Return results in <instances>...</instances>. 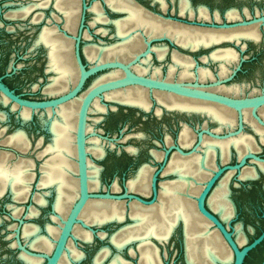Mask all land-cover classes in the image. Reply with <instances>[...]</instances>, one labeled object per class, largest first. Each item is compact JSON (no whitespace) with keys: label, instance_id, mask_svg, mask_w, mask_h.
<instances>
[{"label":"flooded vegetation","instance_id":"flooded-vegetation-1","mask_svg":"<svg viewBox=\"0 0 264 264\" xmlns=\"http://www.w3.org/2000/svg\"><path fill=\"white\" fill-rule=\"evenodd\" d=\"M42 1L43 0H29L28 4L21 5L20 7H17L16 9L11 10L4 15L2 14L0 9V15H2V19H0V41L4 42L7 39H12L13 34L11 33V31H13V29H15L16 26L21 28V25L19 24H17L16 26L8 25L7 22L8 19L23 20L26 19L30 14H33L34 11L36 10L38 11L34 13L31 23L34 24V23L44 22V26H43L44 29L45 28L54 29L55 34L62 35V32L56 31L57 25H59L62 28V12L57 8L56 0H50L48 6H44V7L36 6ZM100 1L101 0L96 2L98 3L101 11L103 12L104 15L103 17L107 21L102 23L109 24L112 27L109 28L110 29L109 32L107 29H104L105 31L99 30V32H95L91 27H93L94 25L100 22H95L93 24L94 21L89 23L87 18L85 19L84 28L82 29V40L80 43L81 46L80 54L82 61L85 65L86 64L91 65L96 63L97 61H104V59L90 60L86 53L87 47L92 46L96 49H100L104 47L109 48L115 44L125 41L124 37L121 36L117 37L116 32L118 34V29H117V25L115 26L116 24L115 21L125 18L128 12L125 11V14L115 13L111 11L108 7H106L107 5L104 4L106 7V11L104 13V11L101 8L102 5H100ZM129 1L135 6L141 8L147 14L153 15L159 20L172 22L191 28L195 27V28H201L203 30L205 29L212 31H233L254 25L256 26V32L253 33L252 36H242L240 37V39L223 38L219 42L217 41L206 45H200L198 48L195 49L191 47L183 46L182 44L178 43L175 39L171 38L169 35L162 34V35L149 36L142 29H140L138 32H132L131 36H134L136 34H139L141 36L142 49L140 50V52L135 54L130 60H122L131 63L136 59L135 62L133 63L134 68L131 65L132 69H135L137 65L149 67L151 71L157 67L160 70L161 73L160 75L166 77L171 67H174L176 69L175 77L168 80H176L191 84L198 83L200 85H203L204 87L198 86L197 88L208 91H214L234 98L257 96L264 92V82L261 83L259 79V76L261 74L260 75L258 74V76L255 78V80L252 83L233 81L236 79V76H238L240 73L249 72V71L253 73H264V58H263L264 0H235L237 5L232 7L230 6L229 8H225L223 6L231 0H205L204 1L206 2L205 4L203 3L197 4L196 2L198 0H183L187 3V9H185L184 12H182V0H129ZM79 2H80L79 14L81 17L84 0H79ZM242 2H247V3L245 6H241L240 4ZM95 3H90L89 7H92ZM214 3H217L218 6V8L215 10L212 8V5H214ZM25 6L33 7L25 17L23 16L13 17L10 15L12 12H15V10H19ZM200 8L204 9V11L207 13V16H202L200 14ZM51 9L52 11H50ZM88 11L92 12L95 15L94 16V20H95L96 13L90 8L88 9ZM229 13L235 14V17L229 18L228 17ZM110 14H119V16L111 17ZM120 17L123 18L118 19ZM79 22H80V18L78 16L76 29L74 31L70 29L69 30L75 33V31L79 28V24H80ZM42 28L38 32L37 38ZM111 30H112L111 37L116 38L115 42L107 43L102 39H98L97 43L85 44V40L87 39V37L91 36L93 38V35L95 36V34L100 33V31L102 34L107 32L111 33ZM220 36L225 37L224 34H221ZM37 38L35 39L32 49H30L31 52L32 51L34 52L38 48L35 46ZM148 42H150V46L148 45ZM39 48H42V50L44 51L43 53L45 59L44 73L48 75L52 74V76L51 77L49 76V78L47 79V83L44 87L46 91L47 86H49L53 82V78L56 75L53 76L52 72H48L49 65H48L46 49L44 48L43 45H40ZM159 48H161L164 53L161 57L159 56L157 50ZM148 49L150 52H147ZM104 51L105 50H102L101 54H103ZM225 51H230L232 53V55L229 56L228 59L214 58L213 54L224 53ZM250 51L252 54H248ZM198 53H202V54L197 55ZM175 54L177 55V58L180 60L186 57L190 58L192 64L187 67L177 64L174 58ZM16 57L19 56L17 55ZM166 58L170 59L169 63H167L166 65H157L154 63L155 60L163 61ZM145 59H147L146 62ZM105 60H112V59H105ZM19 67L20 66L18 65V63L15 60H12L8 70L3 73L1 72L0 77H2V81L16 94L22 96L25 99H30L25 97L21 93H18L14 88L11 87V85H9L6 82L7 77L14 75L19 69ZM183 68L189 69V72L193 74L191 78L180 79L178 77L179 73ZM203 69L211 73V75H209L208 78L206 79H202L200 75ZM222 70H224L226 74L220 76L219 73ZM109 72H111V70L107 69L92 76L96 78L94 79V83L95 80H97L100 76ZM92 77H90L86 82L85 85L86 87L91 83H93V81L90 82ZM216 82H220L219 85H214ZM232 86L234 87V91L225 92V91L217 90L220 87H232ZM142 89L146 90L149 94L150 107L148 109H145L139 105H131L127 103L125 104L122 102L111 100L107 98L106 95H104L102 99L95 101L94 106L92 105L93 106L92 110L95 108L96 102H98L100 106L104 107V111H98V112L100 114L106 113L107 123L111 127L115 126L117 128L116 129L117 131L115 133L111 132L110 134H108L106 133V131L103 132V130L102 131L98 129L94 130V128L90 124V120L88 122L92 128L88 130V132H90L91 134L88 140L89 144L87 142L88 150H89V146L92 144L91 140L93 139L102 148V150L98 151L97 154L89 150V157L90 155L96 157V161L94 160L93 162L92 161L93 159L91 160V158H89V161L92 162L93 166L98 168L99 188L102 185H104V187L100 189L101 191H98L97 193H104L110 191L112 193L118 194L119 189H121V192L119 193H124L125 186H128V188H130L129 187L130 181L136 180L137 178H139L138 176L141 172L146 171L147 173H143L146 175L145 176L142 175L140 179L148 181L149 183L148 193L144 194L136 190H133L131 188L129 189L130 193L138 194L146 200H151L155 197V202H156L155 204H158L161 201V195L164 185H168V184L176 185L179 183L181 184V182L182 183L186 182L187 186L185 188L180 189L178 194L181 197L185 196L186 198H188V200L190 198L189 201L195 203L193 204L196 213H198L201 216L199 209L197 207V197L201 194L205 186L211 180H214L212 188L206 195L205 207L209 211L216 214L217 216H220V213L216 212L210 206V200L213 194L215 193L216 189L221 184H225V190L227 192L226 201L228 202L233 212V208L228 201V197H229L234 207L233 215L234 213H239V215H242L243 213H247L249 215L253 214L257 216V218H259L260 221L262 222L261 227L259 226L257 227V229H259L258 230L259 233L256 237H258L264 231V168H263L264 167V104L260 105L255 109V114H256L255 116L252 107L243 108L242 112L240 113L234 107L212 100L183 96L168 91H161V90L150 91L149 89L148 90L145 88ZM156 93H167L176 96V98H179L181 100L184 99L187 101H196L199 104L204 105L205 107L211 105L214 110V113L218 114L221 118L222 117L225 118H222L224 120L216 119L215 118L216 116L213 114H209L206 108H204L202 111L193 110L191 108H178V107L168 108L165 104L161 103L158 100V98L156 97ZM53 95L55 94H51L50 97H52ZM3 96L4 95L0 93V98H1L0 100L3 103L11 104L12 108L14 110L16 109V111L19 112L18 117L20 120L27 121L29 119L32 120L34 119L33 115L35 111L30 110V115L28 116V118L25 119L22 115V111L25 108L19 107L16 103L10 101L9 99H6ZM30 100H34V99H30ZM75 100H79V97ZM187 103H188V107H190L191 102H187ZM92 112H90V116ZM6 115L7 114L5 112H1L0 119H4ZM45 115L46 118L45 117L43 118V125L46 132L50 135L49 142L45 143L44 141L45 137H43L42 139H40L37 145L39 146L41 142H43L42 147L46 148L52 142L53 136L47 131V127L45 125V121L49 119L50 115L48 114V112H46ZM127 118H130L134 122L140 120V124L143 126V129L139 133L131 136L136 140V145L121 144L122 143L121 139L123 138L125 133L124 132L125 127L123 125V121ZM99 119L100 117L96 118L95 121H98ZM19 130L24 133L25 140L29 144L26 150H22L21 148H18L12 144L5 143V141H7L14 133H16ZM184 131H188L191 135L190 139H186L187 142L183 138ZM210 132L213 135L210 134ZM200 133L202 134V137L200 136ZM242 137L245 139V142H250V147H248L247 145L245 147V150H243L242 153H240L237 146L231 143L227 146V153L224 158L222 155L221 147L217 143L226 142L233 139H240ZM206 140H209L212 143H214L212 145L211 154L209 156H206V152H205L206 145L204 144V142ZM34 143L35 142L33 137L27 132L26 129L19 128V129H15L12 132H8V127H2L0 125V155L3 152L11 153L12 156L9 159L10 164H13L18 160H21L22 158L31 160L33 161L34 164V166L29 171V174H31L33 177L32 180L30 181L29 191L27 192L28 195L26 199L21 201L15 199L13 191L11 192L10 190V186L9 189L5 190V192L2 195H0V213L3 212V215H0V219H1L0 224L2 223L3 220H9V219L14 220L13 224L7 225L6 229L2 231V233H6V230L12 231V233L9 234L7 237H5V239L10 238V236L12 237V242L10 244V247L15 248L17 250V254H18L17 259L23 262L24 264H29V263L26 262L21 257L22 254H25L31 258H36V257L30 256L24 253L21 249H19L17 244V234H19L21 243L25 245L27 249L33 252L35 251L44 252L40 249L30 246V242L33 239V236H29L28 238L24 236V228L26 226L36 227L38 229L37 234L39 236L44 235L51 238V240H54V238L48 232V226L50 227L52 226L49 223L51 222L52 203L54 201L55 192H53V195H51L50 190L53 189L52 187L41 186L39 188V186H37L39 184V181H41V179L39 180L40 177L39 169L38 172L34 171L38 167V165H36V162L33 158L23 156L24 154H27L33 150ZM185 143H187V145H185ZM74 145H75V139H74ZM180 149L183 152H181ZM48 156L49 154L46 153L44 155H41L40 157H43L44 159L43 162H45ZM193 156L203 158L204 160L202 162L199 161L200 163L196 162V164L193 161H192L193 163L191 161L189 162L187 161L188 164L186 166H184L185 163L184 164L181 163L183 166L181 165V167L180 166L176 167V165L180 162V160L188 159L190 157L192 158ZM207 160H209L211 163ZM103 169L105 171H110L111 173L112 179L108 185L104 184L100 178V174ZM129 172H132L131 175H129ZM153 183H155L156 185V193L152 190ZM234 184L236 185L237 188L233 190L230 187V185H234ZM52 186L56 187L55 185ZM114 186H117L118 189H115ZM34 188H37V190L38 189L39 190L47 189V190H44L43 193H38V192L36 193L34 191ZM99 188L92 190L94 192ZM194 189L195 190L197 189V191L195 192ZM40 195L44 196L45 204H40L37 201L36 197ZM51 196L53 197L52 201L50 200ZM4 197L10 198L11 202L3 204L1 201ZM12 198H14L15 200H13ZM258 199L259 201H257ZM28 200L29 201L32 200V203L27 204L24 207L17 204L19 202L28 201ZM111 202H117V201H111ZM44 205L51 206V211L48 216L49 218L48 222L45 225H41L31 221V218L37 216L38 214L41 215L43 214V211L42 209H40V207H43ZM14 207L21 208L22 209L21 213L15 214ZM144 207H150V206H144ZM32 211H35L36 214L30 215ZM7 213H9V215H7ZM54 217L55 216H53V218ZM127 219L129 220V222H131L129 218ZM202 219L204 218L202 217ZM20 220H23V223H21ZM229 220L226 222L229 223ZM125 222L124 224L129 223V222L126 223ZM97 224L95 225V227L97 228L107 225L104 224L101 226L99 225L97 226ZM239 224L242 225L241 223ZM122 225H123L122 223L121 225H117L118 227L113 231H107V230L105 231L109 233V237H110V235L116 232ZM131 225L132 224H128L124 226L121 232H119L118 234H114L112 236V241H113V237L118 238L119 235L125 230L129 229ZM97 228H96V233L94 235L93 233H91L92 235L91 241H94L95 237L100 238L102 234L101 233L102 230H98ZM238 228L240 229V227H237V229ZM251 228L255 230L253 226H251ZM18 229L19 232H17ZM178 229L181 230V234H182V250L185 261L184 229L186 228H185V223L182 219H179V221L176 223V225H174L172 231L166 238L150 236L148 238L143 239L151 247H154L158 251V256L161 261V264H177L178 262L177 259H178L179 251H176L173 257V255L171 254L172 251L169 252L168 250L170 248V244H172V239L175 238L177 234ZM235 229L236 227H233L232 225L230 226V230L235 231ZM237 229H236V233H237ZM209 230H211L210 224H209ZM240 234H241V230H240ZM109 237L106 238L107 244L105 245H109L110 249H108L107 247L102 248L103 246H105L102 245L93 256L92 264H94L93 260L99 254L101 248L102 250L96 258L97 264H110L113 261V259L116 257H118L120 260L123 261L122 264H137L139 254L136 257H132L130 253V247L132 245L135 246L136 248L137 244L135 242L130 241L131 243L129 242L124 246H122L123 249L117 250L115 248L116 244L112 245L111 243H109ZM237 237H238V233H237ZM241 237L245 238V241L248 240L246 243H250L256 238L255 237L253 240H249L246 236H243L242 234ZM77 238L81 239L80 237ZM186 239H187V235H186ZM82 240L90 241L84 239ZM134 240H139V244L142 242V239L140 238ZM262 245H264V240L252 251H254L259 246ZM76 248L83 256V251H81L77 246ZM174 248H176V241L174 242L173 247L171 249ZM125 249L128 252V257L123 255ZM252 251H250L249 254L246 256L243 264H245ZM82 256L79 259H74L73 256L70 257H72V259L74 260L80 261V259H82ZM140 256H141V250H140ZM38 259H42L44 261L43 258H38ZM132 259H136V261H133ZM263 259L264 257L257 264H260ZM104 260L105 262H103ZM43 261L41 264H44ZM68 261H70L69 257H68Z\"/></svg>","mask_w":264,"mask_h":264},{"label":"bare ground","instance_id":"bare-ground-1","mask_svg":"<svg viewBox=\"0 0 264 264\" xmlns=\"http://www.w3.org/2000/svg\"><path fill=\"white\" fill-rule=\"evenodd\" d=\"M49 1L50 0H43L36 6H48ZM97 2L92 7H90V9H92L96 13V17L93 24L95 22H107L106 19L103 17V12L101 11ZM106 2L116 10L128 12L127 16H124L125 18L115 21L118 29V35L124 37L125 41L115 44L109 48L104 47L96 49L92 46L87 47L86 53L90 60H130L135 54L140 52V50L142 49L141 36L139 34L131 36L132 32H138L140 29H142L149 36L162 34L169 35L171 38L175 39L178 43L182 44L183 46L191 47L193 49L198 48L200 45H206L217 41L219 42L223 38L240 39V37L242 36H252V34L256 32L255 25L233 31H212L205 29L203 30L201 28L195 27L191 28L184 25L159 20L155 16L147 14L138 6L132 4L129 0H106ZM79 4V0H56L57 8L65 15V27L72 31L76 29L78 16L80 18ZM32 8L33 7L25 6L19 10H15V12H12L10 15L13 17H25ZM101 8L104 11L102 6ZM185 9H187V3L182 0V12H184ZM200 14L202 16H207V13L204 11L203 8H200ZM228 17L233 18L235 17V14L229 13ZM102 31L105 30L102 29ZM221 34H224L225 37L220 36ZM66 38L67 37L63 35L55 34L54 29L45 28L41 32L40 37L38 39V42H44L46 45L49 46L50 66L51 69H53L57 73L56 76L53 78V82L46 88V92L50 94L61 93L67 90L70 85V82L73 83L77 77V70L75 68L76 66H74L75 63L73 57V47L71 44L72 39ZM102 50H105L103 54H101ZM157 50L159 56L161 57L164 54L162 49L159 48ZM231 55L232 53L230 51L213 54L214 58L222 59H228ZM174 58L177 64L183 65L184 67H187L192 64L190 58L188 57L180 60L175 54ZM135 60L130 63L132 67L134 65L133 63L135 62ZM146 61L147 59H145V62ZM134 70L139 74H149L152 77L161 76L160 70L157 67L151 71L149 67L137 65ZM175 71L176 69L174 67H171L166 78H174ZM123 74V71L120 69H115L113 71L111 70V72L106 73L100 76L97 80H95V83L93 81L92 85H95L100 81L122 77ZM225 74L226 73L224 70L219 73L220 76H223ZM192 75L193 74L189 72L188 68H183L179 73L178 77L180 79H189ZM200 75L202 79H206L209 75H211V73L203 69ZM214 85H219V83L216 82ZM142 88L144 87L130 86L124 89L110 91V93L107 92L108 94L106 93L105 95L111 100H115L125 104L127 103L131 105H139L145 109H148L150 107L149 94L146 90ZM217 90L230 92L234 91V87H220ZM82 95L84 94H81V97L78 96L79 100H75L78 98L77 97L74 99L75 101L72 100L73 102L70 101L69 103L62 105L61 107L56 108L55 114L53 113V111L48 110V114H52L54 116L50 124V129L53 133V140L39 154L40 156L46 153L49 154L46 161L42 163V178H40L41 181H39V186L47 187L55 185L57 189L58 194L56 198L57 200L55 203V208L56 210H58L59 215H54V220L57 221V224L55 225L57 226H48V232L51 234L54 240H51V238L44 235L39 236L37 234L38 229L36 227L26 226L24 228V236L26 238H28L29 236H33V239L30 242V246L40 249L46 253H50L52 251L55 239L57 238L60 232L62 222L65 219V216L67 215L73 201L78 196V163L77 149L76 143L74 145V139H76L78 111L79 106L81 104V100L83 98ZM156 97L161 103L165 104L168 108H191L193 110L200 111L206 108L209 114H213L216 116V119L225 118H221L218 114L214 113V110L211 105L205 107L204 105L199 104L196 101H187L184 99L181 100L179 98H176V96L167 93H156ZM97 100L99 99H96L95 101ZM187 102H191L190 107H188ZM24 108L25 109H23L22 115L26 119L30 115L31 109L26 107ZM92 108L90 109V112L104 111V107L100 106L98 102L95 103V108L93 110ZM90 129H92L91 125H89L88 123L87 132ZM90 136L91 134L90 132H88V144ZM183 138L185 139V141L186 139H190V133L188 131H184ZM91 142L92 144L89 146V150L91 152L97 154L98 151L102 150L101 146L94 139L91 140ZM5 143L12 144L18 148H21L22 150H26L29 145L25 140L24 133L20 130L14 133L7 141H5ZM231 143L237 146L240 153L245 150V147L247 145L248 147H250V142H245V139L243 137L240 139H233L226 142L217 143L221 147L222 155L224 158L227 153V146ZM204 144L206 145V156H209L211 154L212 145L214 143L209 140H206ZM185 145H187V143H185ZM11 156L12 154L7 152H3L0 155V195H2L5 192L6 188L10 186L14 193V198L21 201L27 198V192L29 191L30 181L33 177L31 174H29V171L34 166V164L33 161L24 158L14 162L13 164H10L9 159ZM89 158V187L90 190H92L99 188V172L98 168L93 166L92 162L89 161ZM190 158L180 160L176 167H181V165L184 163V166H186L188 164L187 161H193L196 164V162L200 163L204 160L203 158L196 156H193L191 159ZM143 173L147 172H141L138 176L139 178L130 181L129 187L138 192L147 194L149 191V183L147 180L140 179L142 175H146ZM186 186V182H181V184L179 183L176 185H164L161 195V201L158 204H155V202L151 205H144L138 201H132L130 203V216L134 219V221L130 223L132 224L130 228L122 232L118 238L113 237V241L115 242V244L119 248H121L130 241L140 238L142 239V242L139 244V248L141 250L140 264H161V261L158 256V251L154 247H151L143 239L148 238L150 236L166 238L172 231L174 225H176V223L179 221V219H182L185 223L186 228L185 232L187 235L186 242L188 261L191 264H216L217 261H221L223 264H230L233 259V253L224 241V239L220 236L219 232L211 227L210 229L213 231L209 230L210 222L201 213V216L208 223L204 219H202V217L198 213H196L194 208L195 203L189 201L190 198L188 200V198H186L185 196H183L184 198L179 196L178 193L180 189L185 188ZM114 188L118 189L117 186H114ZM194 191L196 192L197 189H194ZM226 196L227 192L225 190V184H221L216 189L215 193L213 194L210 200V206L216 212L220 213V216L224 221H228L232 217L234 212V207L228 197V201L233 208L232 212L231 207L226 201ZM36 199L40 204H45V198L43 195L37 196ZM21 211V208L14 207L15 214H20ZM35 214L36 212L32 211L30 215ZM123 215H125V201L116 199L105 200L93 198L86 203L84 209L81 212L80 219L86 225L97 223L101 224L109 220H121L124 218ZM78 225H81L82 227ZM238 227H240V229H237V239L239 238L238 242L240 241V244H244L245 238L241 237V234L243 236H245V234L241 230V225ZM91 233L92 231L90 229L85 228L82 224L78 223L73 229V235L67 244V250L64 252L58 264H71L72 257L70 256H73L74 259L81 258L82 254L74 245L73 239H78L77 237H80L84 240H91ZM28 255L36 257L31 258L25 254H22L21 257L29 264H41L43 261L42 259H38L43 257H39L33 254ZM68 257L71 262L68 261ZM122 263L123 261L116 257L110 264Z\"/></svg>","mask_w":264,"mask_h":264},{"label":"water","instance_id":"water-1","mask_svg":"<svg viewBox=\"0 0 264 264\" xmlns=\"http://www.w3.org/2000/svg\"><path fill=\"white\" fill-rule=\"evenodd\" d=\"M100 4L102 5L104 11H106V7H108L111 11L115 13L125 14L124 11L116 10L112 8L106 2V0H101ZM104 4L107 6L105 7ZM89 8L90 7L87 4L85 3L83 4L82 14L80 17V22H79L80 23L79 28L75 31V33H73L72 31H70L69 29L65 27L64 25L65 16L63 15V13H62V28L59 25H57V30H56L57 32H62L63 36L72 39L73 57H74V63H75L76 70H77V77L73 83H70L67 90L61 93L55 94L48 99L30 100V99H25L22 96L16 94L2 81V77H0V93L4 95L6 98H8L10 101L16 103L19 107H26V108L31 109L32 111L48 112V110H51L55 114L56 108L61 107L62 105L74 100L81 94H84L81 100V104L79 106L77 128H76V139H75L76 149H77V163H78V172H77L78 185H79L78 196L73 201L65 219L62 222V226L60 228L58 237L55 239L54 247L49 254H46L44 252H38V251L33 252L27 249V247L21 243L19 234H17V244H18L19 249H21L23 252L27 254H33L39 257H43L44 264H58L60 262L64 252L67 250V244L73 235L72 234L73 229L78 223L82 224L85 228L90 229L93 235L96 233V229H95L96 224L86 225L80 219L81 212L84 209L86 203L90 199L99 198V199H105V200L106 199H116V200L125 201V215L123 219L109 220L101 224H97V226L98 225L101 226V225L108 224V223H119V224L122 223L123 224L116 232L112 233L110 237L107 231L105 230L101 231L102 234L100 238L106 239L107 237H109V243H111L112 245H115V243L112 241V236L114 234H118L119 232H121L124 226L134 221V219L130 216V207H131L130 203L132 201H138L144 205H151L155 203V197L151 200H146L138 194L130 193L128 186H125V192L121 194L112 193L110 191H107L104 193H97V192H93L92 190H90L89 174H88L89 152L87 150V139H88L87 125L89 122L90 109L92 108L93 102L96 99H102L104 95L110 91L124 89L130 86H140V87L147 88L150 91H153V90L168 91V92L176 93V94L183 95V96H189V97H194V98H201V99H207V100L220 102L228 106L234 107L240 113L242 112L243 108L252 107L253 113L255 116H256L255 109L259 107L260 105L264 104V92L257 96L234 98V97L220 94L214 91H208V90L197 88L198 86L204 87L203 85H200L198 83H194V84L184 83V82H180L176 80H168L166 79V77H163V76L152 77L149 74H139L134 69L131 68L130 63H126L118 59L97 61L94 64L85 65L82 61L81 54H80V47H81L80 43L82 40V29L84 28L85 13H86V10H88ZM121 18L123 17H120L118 19H121ZM43 29L44 27L42 28V30ZM40 33L36 40L35 46L36 47H39L40 45L44 46V48L46 49L47 58H48V65H49L48 72H52L53 76H55L57 73L54 70L50 69L49 46L46 45L44 42H41V41L38 42ZM116 35L117 37H120L117 34V32H116ZM148 45L150 46V42H148ZM147 52H150L149 49L147 50ZM107 69H110V70L120 69L123 71L124 74L122 77H119L116 79L101 81L99 83H96L95 85H92L91 83L87 87L85 86L86 82L88 81L90 77L104 70H107ZM217 83H220V82H217ZM53 117L54 116L51 114L49 116V119L45 121L47 131L51 135H53V133L50 129V124H51V120L53 119ZM210 134L212 133L210 132ZM200 136L202 137L201 133H200ZM180 151L183 152L181 149ZM41 169H42V163L39 166V172H40L39 180L42 175ZM213 182L214 180H211L202 190L201 194L197 197V207L199 209V212L210 222V225H211L210 227L219 232L220 236L224 239L228 247L231 249L233 253V259L230 264H243L249 252L252 251L254 248H256L259 244L263 242L264 231L258 237H256L252 242L244 243L241 245L238 242L235 231L230 230L231 225L228 222L224 221L221 216H217L216 214L209 211L205 207V198H206L207 193L212 188ZM37 186H39V184ZM50 187L53 188L52 190H50V194L53 195V192H55V195H54V201L52 203L51 222L49 224L54 225V224H57V221L54 220L53 216L59 215L58 210H56L55 208L57 190H56V187L54 186H50ZM7 189H9V186L6 188V190ZM10 190L12 192L11 187H10ZM152 190L156 193L155 183L152 184ZM12 199L15 200L14 198ZM127 218H129L131 222L124 224ZM20 222L23 223V220H20ZM251 229L253 230V228ZM17 232H19V229L17 230ZM184 235H185V242H184L185 263L191 264L188 261L185 229H184ZM80 240L83 241L82 239ZM90 241H83V242H90ZM131 242H135L137 245H136V248L133 245L130 247V253L132 257H136L139 254L137 264H140V251L138 247L139 240H133ZM105 247L110 249L109 245H105L102 248H105ZM115 248L117 250L123 249V247L119 248L116 245H115ZM83 254L85 255L84 252ZM97 256L93 260L94 264H97L96 263ZM105 260L103 262H105ZM71 261H72V264H75L79 260L71 259ZM216 264H223V263L221 261H217ZM260 264H264V259L262 260Z\"/></svg>","mask_w":264,"mask_h":264},{"label":"rangeland","instance_id":"rangeland-1","mask_svg":"<svg viewBox=\"0 0 264 264\" xmlns=\"http://www.w3.org/2000/svg\"><path fill=\"white\" fill-rule=\"evenodd\" d=\"M99 0H84V3L90 6V3H95ZM205 0H198L197 4H205ZM29 0H0L1 5V12L2 14H6L9 11L16 9L17 7H20L21 5L28 4ZM247 2H242L240 5L245 6ZM235 0H231L227 2L223 7L229 8L230 6H236ZM212 8L215 10L218 8L217 3H214L212 5ZM38 10L34 11L36 13ZM52 11V9L50 10ZM33 14H30L26 19L19 20V19H8V25L10 26H16L17 24L21 25V28L17 27L11 31L13 34L12 39H7L6 41H0V73L6 72L12 62V60H15L18 65L20 66L17 72L7 77L6 82L11 85L12 88H14L18 93H21L27 98L34 99V100H43L47 99L51 96L48 92L45 91V85L47 83V79L49 76L51 77L52 74H45V59H44V51L42 48H37L34 52L30 51L32 49L35 39L37 38V34L40 31V29L44 26V22L42 23H31ZM94 14L90 11H86L85 13V19L87 18L88 22L91 23L94 21ZM111 17H117L119 14H110ZM0 19H2V15H0ZM112 27L109 24L105 23H97L93 27H91L95 32H99V30L107 29L109 32V28ZM88 29V28H87ZM97 33L95 36L93 35V38L91 36L87 37L85 40V44L89 43H97L98 39H102L103 41L107 43L115 42L116 38L111 37L112 36V30L111 33ZM252 50V49H251ZM203 53V52H202ZM202 53H198L197 55H201ZM248 54H252L251 51ZM19 57H16V56ZM264 58V56H263ZM170 59L166 58L163 61H154L157 65H166L169 63ZM259 76V79L261 83L264 82V73H253L251 71L240 73L238 76H236V79L233 81L238 82H249L252 83L255 78ZM94 77L91 78L90 82L94 81ZM41 80V81H39ZM1 99V98H0ZM5 112L7 115L4 119H0V125L2 127H8V132H12L15 129H26L27 132L33 137L34 139V148L31 152L24 154V157L33 158L36 162V165L38 167L34 170L38 172L39 165L43 163L44 159L43 157L39 156V152L43 150L45 147H42L43 142L38 146L40 139L45 137V143L49 142L50 135L46 132L44 125H43V118H46V115L44 111H35L34 112V119H29L27 121H22L19 119L18 114L19 112L14 110L12 108V105L9 103H3L0 100V113ZM90 124L94 128V130L98 129L100 131L103 130L106 131V133L110 134L111 132H116L117 128L111 127L107 121H106V113H99V112H92L90 116ZM100 117L98 121H95L96 118ZM123 125L125 127V133L122 140L123 145L128 144H135L136 140L132 138L131 136L139 133L143 126L140 124V120L138 121H132L130 118H127L123 121ZM106 143V142H105ZM91 160L94 162L96 161V157L93 155H90ZM132 172H129V175H131ZM100 178L103 181L104 184L108 185L111 181V173L110 171H105L104 169L101 171ZM104 187L102 185L98 190H95L94 192L101 191L100 189ZM230 187L234 190L236 185H230ZM109 188V187H108ZM44 190L47 189H38L34 188V191L37 193H43ZM119 192H121V189H119ZM118 194H121L119 193ZM50 200H53V197H50ZM259 201V199L257 200ZM3 204H6L8 202H11L10 198L4 197L1 201ZM16 203V202H15ZM32 200L23 201L17 203L18 205L24 207L27 204H31ZM35 203V202H34ZM42 209L43 214H38L37 216L31 218V221L45 225L49 218V214L51 211L50 205H44L43 207H40ZM10 212V211H8ZM0 215H3V212L0 213ZM9 215V213H7ZM13 219L9 220H3L0 224V264H24L20 260L17 259V250L15 248H11L10 244L12 242V237L5 239L9 234L12 233L11 230H6V233H2L6 229V226L9 224H13ZM126 222H129L127 219ZM125 222V223H126ZM241 223V230L245 234V236L249 240H253L259 233V229L257 227H261L262 222L259 218L255 215H249L247 213H243L242 215H239V213H234V215L230 218L229 224H231L233 227L240 226ZM121 224L116 223H110L107 225H104L102 227H95L98 230H107V231H113ZM251 226L255 228V230L251 229ZM235 229V233H236ZM176 241V248L171 249L173 247L174 242ZM248 240H246L244 243H246ZM73 243L85 253L83 254L82 259L80 261L76 262L75 264H92V258L95 255V253L98 251V249L102 246L107 244V239H100L98 237H95L94 241L90 242H83L80 239H73ZM169 248V247H168ZM171 254L175 255L176 251H179L177 264H185L184 256H183V250H182V234L181 230L178 229L177 234L175 238L172 239V244H170V248L168 249ZM123 255L128 257V252L125 249L123 252ZM264 257V245L259 246L257 249L251 252L248 262L246 264H253L254 260L259 261ZM133 261H136V259H132ZM256 261V262H257Z\"/></svg>","mask_w":264,"mask_h":264},{"label":"trees","instance_id":"trees-1","mask_svg":"<svg viewBox=\"0 0 264 264\" xmlns=\"http://www.w3.org/2000/svg\"><path fill=\"white\" fill-rule=\"evenodd\" d=\"M249 259V258H248ZM248 259H247V261L245 262V264L248 262ZM257 260H254V262H253V264H257L258 263V261L256 262Z\"/></svg>","mask_w":264,"mask_h":264}]
</instances>
